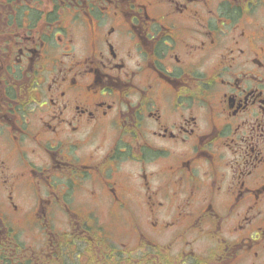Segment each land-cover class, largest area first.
<instances>
[{
    "label": "flooded vegetation",
    "instance_id": "af4514ba",
    "mask_svg": "<svg viewBox=\"0 0 264 264\" xmlns=\"http://www.w3.org/2000/svg\"><path fill=\"white\" fill-rule=\"evenodd\" d=\"M0 264H264V0H0Z\"/></svg>",
    "mask_w": 264,
    "mask_h": 264
}]
</instances>
